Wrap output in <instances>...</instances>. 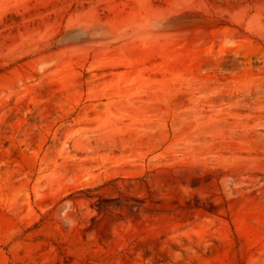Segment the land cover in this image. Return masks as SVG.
I'll return each mask as SVG.
<instances>
[{
    "label": "rangeland",
    "instance_id": "obj_1",
    "mask_svg": "<svg viewBox=\"0 0 264 264\" xmlns=\"http://www.w3.org/2000/svg\"><path fill=\"white\" fill-rule=\"evenodd\" d=\"M0 264H264V0H0Z\"/></svg>",
    "mask_w": 264,
    "mask_h": 264
}]
</instances>
